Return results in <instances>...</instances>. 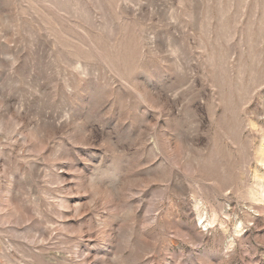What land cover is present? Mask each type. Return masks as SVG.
<instances>
[{"label":"rangeland","instance_id":"374dc122","mask_svg":"<svg viewBox=\"0 0 264 264\" xmlns=\"http://www.w3.org/2000/svg\"><path fill=\"white\" fill-rule=\"evenodd\" d=\"M0 264H264V0H0Z\"/></svg>","mask_w":264,"mask_h":264}]
</instances>
